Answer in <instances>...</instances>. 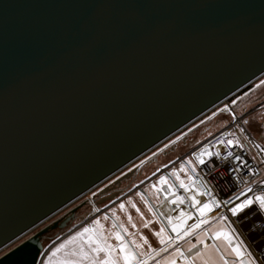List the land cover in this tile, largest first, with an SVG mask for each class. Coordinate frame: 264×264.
I'll return each mask as SVG.
<instances>
[{
    "label": "water",
    "instance_id": "water-1",
    "mask_svg": "<svg viewBox=\"0 0 264 264\" xmlns=\"http://www.w3.org/2000/svg\"><path fill=\"white\" fill-rule=\"evenodd\" d=\"M263 74L264 0H0V250Z\"/></svg>",
    "mask_w": 264,
    "mask_h": 264
},
{
    "label": "rangeland",
    "instance_id": "rangeland-1",
    "mask_svg": "<svg viewBox=\"0 0 264 264\" xmlns=\"http://www.w3.org/2000/svg\"><path fill=\"white\" fill-rule=\"evenodd\" d=\"M246 115L245 130L264 147V76L247 90L221 104L30 233L19 237L16 242L0 251V257L84 202L87 203L77 211L76 218L65 229L47 235L39 264H100L109 251L114 264H125V255L132 257L130 264H146L149 258L160 257L164 252V247L158 249L162 247L160 240H166L170 235L160 221L155 204L157 211L167 221L170 216L167 209L173 212L172 221L179 217L181 212L170 200L159 205L162 200H166L168 192L160 183L161 180L155 177L156 173L220 132L236 117ZM239 131L243 133L242 128H239ZM141 164L143 165L140 167ZM121 205L124 207L121 208ZM220 227V224L216 225L209 231L212 233ZM85 228L91 231L81 237L79 234ZM161 228L164 232L157 236L156 233L160 232ZM117 233L122 240L116 239ZM184 233L179 238L185 236ZM202 235L205 238L206 235ZM89 238L94 242L91 246L88 244ZM185 241L189 243L190 239ZM172 242L174 240H171ZM61 245L64 247L61 248ZM122 245L125 247L123 253L120 251ZM96 246L110 248L97 253L93 251ZM225 247L226 243L222 240L211 246L218 264H224L226 257L232 259L230 264L239 262L235 255L225 251ZM188 250L184 251V258Z\"/></svg>",
    "mask_w": 264,
    "mask_h": 264
},
{
    "label": "built area",
    "instance_id": "built-area-1",
    "mask_svg": "<svg viewBox=\"0 0 264 264\" xmlns=\"http://www.w3.org/2000/svg\"><path fill=\"white\" fill-rule=\"evenodd\" d=\"M247 116L236 117L220 132L156 173L155 177L159 180L162 177L167 180L173 189L172 193L184 198L185 222L179 229V236L184 232L189 234L182 238L172 231V224L157 211V204L155 210L174 244L190 239L196 245L191 251L188 250L187 257L198 246H203L197 251L201 252L206 249L205 245H216L221 240L213 239L214 234L224 231L233 237V246L240 245L242 255L249 264H264V209L254 203L235 216L230 211L245 199L264 195V147L245 130ZM239 128L243 129V133H240ZM229 140L232 144L228 143ZM200 159L204 160L203 164L199 163ZM181 182L188 186L187 190L180 187ZM192 198L199 203L193 206ZM205 203L210 205V210L201 216L198 209ZM167 210L172 216L173 212ZM200 220L206 223L192 229L191 226ZM172 222L180 223L177 218ZM219 224L221 227L210 233L209 227ZM200 233L206 235L202 239L203 243L196 237ZM235 258L239 261V258ZM225 260L228 264L232 261L227 257Z\"/></svg>",
    "mask_w": 264,
    "mask_h": 264
},
{
    "label": "snow or ice",
    "instance_id": "snow-or-ice-1",
    "mask_svg": "<svg viewBox=\"0 0 264 264\" xmlns=\"http://www.w3.org/2000/svg\"><path fill=\"white\" fill-rule=\"evenodd\" d=\"M229 144H232V141L229 140L228 141ZM203 155V154H201ZM237 159H239V157H237ZM199 163L203 164L204 163V160L203 159H200L199 160ZM160 183L164 184V183H167V180L164 179L163 177L161 178V181ZM180 187L181 188H185V190H187L188 186L185 185L183 182L180 183ZM249 191H251V189H249ZM193 199V206H195L196 203H199L198 201H195L194 198ZM177 201H179V203H184V198L183 197H177L176 200H173L172 203H177ZM254 203H258L260 208L261 209H264V195H258V196H255L254 198H249V199H245L243 200V202L241 203H237L234 207H232L230 209L232 215H237L238 213H241V212H244L245 209L249 208V206L253 205ZM121 208L124 207V205H121L120 206ZM133 207H135V205H133ZM217 207H219V205H217ZM210 210V205L205 203L203 204L202 207H200L198 209V212L200 213L201 216H203L205 214L206 211ZM184 217H185V213L184 212H181L180 213V216L177 217V220L180 221L179 224H172V217L169 216L168 218V222L169 224H172V231L173 232H177V235L179 236V229L183 226L184 224ZM190 218V217H189ZM97 223H99V221H97ZM203 223H206V221L204 220H200L198 223L194 224L191 226L192 229H196V228H199L201 224ZM145 227H147V225H145ZM91 230L89 228H85L84 231L82 233H80L79 235L82 237L84 236L85 233H88L90 232ZM189 231H191V229H189ZM164 232V229L161 228L160 232L156 233L157 236H161L162 233ZM189 233L188 232H185L184 235H188ZM182 238V237H181ZM75 239V237L73 238ZM116 239L117 240H122V237L120 236L119 233L116 234ZM169 239H171L169 237ZM213 239L215 240H223V241H226L227 244H226V247H225V251L229 252V254L231 255H235L237 258H240V264H243V259H242V251H241V247L239 244H237L236 246H233L232 244V239L233 237L227 233V232H224V231H217L214 236H213ZM198 240L200 243H203L202 240L199 239L198 237ZM145 243H147V240L144 241ZM166 241L165 239H161L160 240V243L161 244H164ZM94 242L91 240V238H89L88 240V244L91 246ZM133 243H135L133 241ZM64 245H61V248H63ZM137 247H139V245H137ZM196 245H192V248H195ZM205 247L207 248V245H205ZM110 248V246H106L105 248H102V247H99V246H96L93 248V251L94 252H105L106 249ZM60 249H57V251H59ZM219 251V249H217ZM120 251L123 253L125 251V247L122 245L121 248H120ZM177 251V254L179 255H183L182 252L179 251V249L176 250ZM189 251H191V248H189ZM204 254L201 253V252H197L196 253V256L193 258L194 260L195 259H200ZM111 257V252L109 251L108 252V256L103 259L102 261H100V264H114V262L112 261V259L110 258ZM132 259L131 256L129 255H125L124 256V260H125V264H130V260ZM221 259H223V257H221ZM174 264V262H173ZM224 264H228V261H224Z\"/></svg>",
    "mask_w": 264,
    "mask_h": 264
},
{
    "label": "crops",
    "instance_id": "crops-1",
    "mask_svg": "<svg viewBox=\"0 0 264 264\" xmlns=\"http://www.w3.org/2000/svg\"><path fill=\"white\" fill-rule=\"evenodd\" d=\"M163 187L167 190L168 193L165 197L166 200H162L159 205L166 203L169 200L171 201V203L173 200H176L175 196L173 195V193L171 192V190L169 189L166 183L163 184ZM173 205L179 208L180 212L184 211V208L179 204L178 201L177 203H173ZM215 226L216 225L209 227V230L210 228H213ZM196 237L197 239L199 237L200 240L204 239L202 234H197ZM171 240L172 239H169V236H168V238L165 240L166 242L162 244V247L158 248V249H162L164 247V250H163L164 252L162 253V255L155 259H152V257L149 258L148 259L149 262L146 264H173V262L174 264H218L217 259L216 260L214 259L215 254L211 251V246L201 251V253H203L204 255L200 259L194 260L193 258L196 256L194 254L197 251H200L201 247L203 246H198L196 249H194V251H192L189 254V257H187L188 255H186V257L184 258L183 255L181 256L177 254L176 250L179 249L180 252L184 253L185 250L189 249L193 245L192 243H190L191 241L189 243L188 241L187 242L182 241V242L174 244V242L171 243ZM234 246L236 245L234 244ZM242 259H243V264H249L246 261V259L243 257V255H242ZM236 263H240V258H239V262H236Z\"/></svg>",
    "mask_w": 264,
    "mask_h": 264
},
{
    "label": "bare ground",
    "instance_id": "bare-ground-1",
    "mask_svg": "<svg viewBox=\"0 0 264 264\" xmlns=\"http://www.w3.org/2000/svg\"><path fill=\"white\" fill-rule=\"evenodd\" d=\"M263 76H264V74H263ZM225 102H226V101L222 102V104L225 103ZM217 107H219V106H217ZM217 107H216V108H217ZM216 108H215V109H216ZM197 119H198V118H197ZM197 119L194 120V121L196 122ZM194 121H193L191 124H193ZM188 125L190 126V124H188ZM176 134H177V133H176ZM176 134L171 135V136H170L169 138H167L165 141H163V142H161L160 144H158V146L162 145L163 143H165L166 141H168L169 139H171L172 137H174ZM158 146H156L155 148H157ZM155 148H154V149H155ZM154 149H152V150H154ZM152 150H151V151H152ZM151 151H150V152H151ZM148 153H149V152H148ZM148 153H147V154H148ZM145 155H146V154H145ZM145 155H143V156H145ZM143 156L139 157L138 159L142 158ZM138 159H137V160H138ZM137 160H136V161H137ZM134 162H135V161H134ZM134 162H133V163H134ZM166 184H167V186L169 187V189L171 190V192H173V189H172V187L170 186V184H169L168 182H167ZM173 195L175 196V198L178 197V196H177L176 194H174V193H173ZM178 202H179V201H178ZM179 204H180V203H179ZM180 205L184 208V206H183L182 204H180ZM9 245H10V244H9ZM7 246H8V245H7ZM7 246L3 247L0 251H2L3 249H5ZM243 257H244V256H243ZM244 258H245V257H244Z\"/></svg>",
    "mask_w": 264,
    "mask_h": 264
}]
</instances>
